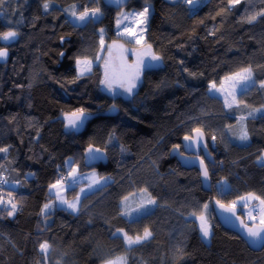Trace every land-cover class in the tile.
Instances as JSON below:
<instances>
[{
  "label": "trees",
  "instance_id": "obj_1",
  "mask_svg": "<svg viewBox=\"0 0 264 264\" xmlns=\"http://www.w3.org/2000/svg\"><path fill=\"white\" fill-rule=\"evenodd\" d=\"M145 1L154 4L150 53L161 59L145 69L131 94L104 89V81L113 86L117 74L112 59L108 70L95 64L83 75L75 64L97 60L101 30L110 42L117 38L121 8L104 0H48L47 10L45 0L0 5V34L18 33L10 42L0 39V48L10 49L9 61L0 64V149H7L0 151V173L8 180L0 202V264H105L120 258L125 264H264V247L253 250L223 227L212 205L214 198L233 205L249 193L264 200V16L246 20L264 10V0H196L195 7L184 0H131L125 8H142ZM97 8L98 20H70L73 11ZM246 68L257 84L231 108L209 93L211 83ZM81 108L91 117L81 130H69L65 114ZM196 130L205 132L216 161H206L209 191L196 168H183L171 156ZM243 131L247 140L239 138ZM90 146L104 150L107 161L88 165L84 153ZM69 158L72 168L97 169L107 181L83 196L79 212L58 208L44 215L49 188L59 174L68 175ZM222 179L229 190H221ZM76 191L71 188L70 195ZM150 199L156 203L145 213L122 214ZM201 213L212 228L210 243L200 233ZM241 214L245 218L242 208ZM145 228L152 235L131 246L117 233L123 229L134 238Z\"/></svg>",
  "mask_w": 264,
  "mask_h": 264
},
{
  "label": "rangeland",
  "instance_id": "obj_2",
  "mask_svg": "<svg viewBox=\"0 0 264 264\" xmlns=\"http://www.w3.org/2000/svg\"><path fill=\"white\" fill-rule=\"evenodd\" d=\"M189 5L191 7H195L196 5H198V2L196 1ZM146 7L148 8L147 20L145 23L142 24L140 23L142 17H140L137 14L143 12ZM153 8H154V4L152 1H145L142 8H136V7L121 8L118 11V16L115 24V32L117 34V38L114 39L112 42H110L105 38V31L101 30L102 49L99 53L97 60L94 62L89 59H77L81 61V64L79 65H77V62L75 63L78 69V73L81 74L82 69H83V74L90 73L94 69L95 64H100L103 67L104 71L108 70L110 68L109 59L110 60L112 59L116 64L117 74L113 75V86L111 85V88H109V86H106V83H104V89L106 91H110L115 94H123L125 93V89L119 88V86L127 85L129 82L133 80V77H135L136 74L139 73V79L135 80L136 87L133 90L137 89L140 83L142 82L145 69L150 67L155 61L152 59V55L150 53V46L147 42V31L149 28L150 18L153 12ZM76 14L79 15L80 13H76ZM100 17L101 14L98 13L96 17L91 19L98 20ZM91 19H87L83 22H79L75 19V17H73V15L70 17L71 22L77 25H84L87 22H89ZM129 31H131L134 34L130 35ZM12 40L13 39L10 40L2 39V42L7 43ZM240 72H242V70L230 74L226 77H234V74ZM226 77L222 79L220 84L214 83L216 85L215 89H210V85L213 83L209 85V93L213 96L223 99L226 106L229 103L235 105L240 93L257 84L253 71H252V80L248 81L247 83L245 82L237 83L234 78L225 79ZM233 96L235 97V103H233ZM65 116L67 119L72 118V115L69 114H65ZM90 117L91 114H88L87 119H85L84 122L80 124L78 128L68 127L69 121L67 120L66 127L69 130H76V131L81 130L84 127L86 121ZM262 156H264V154ZM259 162L262 163L264 162V160L259 159ZM66 167L69 173L75 170L74 176H70L69 182L66 184L60 183L55 188L51 187L52 185L57 184V182H55L50 186L49 192L51 196L48 198L45 205L48 204L51 205V207L48 209L44 208L43 211L44 215L49 214L58 208H66L74 213L79 212L83 196L95 190L96 185L101 186L104 184L103 182L100 181L102 175L97 169L80 172L77 167L72 168L73 166H72L71 158L66 160ZM0 177H1V173H0ZM93 180L98 181V183L93 184L92 183ZM89 185H91V187H89ZM218 185L222 187L221 188L222 191H227L230 188V184L225 179H222L218 183ZM9 187L17 188L18 183L9 182ZM71 188L72 189L75 188V191L77 190L72 196L70 195L69 192ZM57 194H59V196H62L64 200L67 201L68 203H75L76 209L73 210L71 208H68L67 203L62 204L60 200L57 198ZM257 197L258 196L252 193L245 194L239 199H237L233 204V205H239L242 208L247 222L252 223L258 221L259 223H261V220L264 219V204H261L262 199H260L259 197H258L259 199H256ZM138 208L139 207L137 208L130 207L128 210L130 214L126 216L129 218H135L145 213L148 210L149 205H147L146 207L140 210H137ZM256 212L260 213V216L257 218L255 217ZM249 214H251V216ZM197 221L199 226L200 221L198 218ZM208 224L210 226V235L207 238L203 237L200 231L201 236L206 243H210L212 236V228L209 222ZM124 233L126 232L124 231ZM124 233H119V234L124 236ZM113 261H115L116 264H125V261L121 258Z\"/></svg>",
  "mask_w": 264,
  "mask_h": 264
},
{
  "label": "water",
  "instance_id": "obj_3",
  "mask_svg": "<svg viewBox=\"0 0 264 264\" xmlns=\"http://www.w3.org/2000/svg\"><path fill=\"white\" fill-rule=\"evenodd\" d=\"M104 1L114 8L120 9L126 7L131 0H120L119 3H117L116 0ZM0 49L7 50V57L0 59V64H6L10 58V49L8 47H2ZM188 137L190 139L186 140L185 138H183L181 147L172 149L171 156L177 157L183 168H196L200 172V178L203 188L209 191L212 188V181L206 161L210 162L211 164H215L216 161L214 155L211 153L208 147L207 136L204 131L199 130L198 132L196 130L191 136ZM89 149L94 150L95 155L100 158H92L93 153L89 152ZM84 158L85 162L90 166H96L99 163H105L107 161L105 151L94 146H90L86 149ZM201 161H203V166L201 165ZM203 167H206L208 170L207 178L203 176ZM212 205L214 213L223 227L239 234L253 250H261L264 247V232H262L259 239H255L247 235L249 228H252L254 230L264 229V224L247 223L245 218L241 214V208L239 206L227 205L219 201L217 198L213 199ZM221 205H223V207H221Z\"/></svg>",
  "mask_w": 264,
  "mask_h": 264
},
{
  "label": "snow or ice",
  "instance_id": "obj_4",
  "mask_svg": "<svg viewBox=\"0 0 264 264\" xmlns=\"http://www.w3.org/2000/svg\"><path fill=\"white\" fill-rule=\"evenodd\" d=\"M4 2H5V0H0V5H3ZM116 2L119 3L120 0H116ZM194 2H196V0H184V3H187V4H192ZM228 3H229V5H235V4L241 3V0H228ZM49 6L50 5H49L48 0H45V2L43 3V8L45 10H47L49 8ZM99 12H100L99 8L93 9V10H91V12H89V10L86 9L84 12L80 13L79 15H77L76 12L73 11L72 15H73V17H75V19L77 21L83 22L87 19H91V18L96 17ZM147 13H148V8L146 7L143 12H140L137 14L140 17H142V19L140 20V23L143 24L146 22ZM257 16H264V10H261V12L256 13V14L248 15L246 17V20L248 23H252L253 21H255L257 19ZM118 23H119V21H118ZM129 34L133 35L134 33L129 31ZM17 35H18V33L14 30L8 31V32L0 34V39L10 40V39H14ZM7 54L8 53H7L6 49H0V59L6 58ZM152 59L153 60H160L161 58L159 56H152ZM76 62H77V65L81 64L80 60H77ZM85 63H87V62H85ZM81 74H83V69L81 70ZM233 78L236 80L237 83H239V82L247 83L248 81L252 80V70H251V68H246V69H243L242 72L234 74V77H226L225 79H233ZM138 79H139V73H137L136 76L133 77V80L131 82H129L127 85H122V87L125 88V91L127 93L131 94L133 92V89L136 87L135 80H138ZM104 83H108V82L104 81ZM108 86H109V88H111V84H109ZM261 87H264V81L261 82ZM215 88H216V85L214 83L210 85V89H215ZM233 103H235V97L234 96H233ZM227 106L229 108H231L232 104L229 103ZM254 111H260V110H254ZM87 115L88 114L86 113V111L83 108L78 109L77 112L72 113V118L69 119L68 127L78 128L79 125L82 124L85 119H87ZM249 115H252V113H249ZM240 119H241V121H243L245 119V117H241ZM197 131L199 132V130H197ZM239 138L241 140H247L248 139L247 132L243 131ZM185 139L187 140L190 138L185 137ZM213 139H215V137H213ZM176 147H178V146H176ZM0 151H7V149H0ZM95 151H98V150H95ZM89 152L93 153L92 158H100V157H97L95 155L94 150L89 149ZM260 159L264 160V156L260 157ZM201 165L203 166V161H201ZM74 172H75V170H73V172L69 173V176H74ZM203 176L205 178L208 177V170L206 167H203ZM60 183H61L60 181H57V184L52 185L51 187L55 188ZM92 183L95 184V183H98V181L93 180ZM89 187H91V185H89ZM82 191H83V189H82ZM57 198L60 200V202L62 204L67 203L68 208H71L73 210L76 209L75 203H68L67 201L64 200V198L62 196H59V194H57ZM127 199H128L127 197H124V201H127ZM256 199H259V198L257 197ZM155 203H156L155 200H152V199L147 200L145 203L141 204L137 210L143 209L147 205H153ZM261 204H264V200L261 201ZM50 207H51V205H48V204H46L44 206L45 209H48ZM207 207H208L207 205L204 206L205 209H207ZM221 207H223V205H221ZM12 210H13V212L16 210L15 204L12 205ZM122 214L129 215L130 213L127 210H125ZM9 215H12V212H10ZM193 215H195V214H193ZM249 215L251 216V214H249ZM198 219L200 221L199 229H200L203 237L207 238L210 235V226L208 224L207 218L205 217V215L203 213H201L199 215ZM261 224H264V219L261 220ZM262 232H264V229H255L254 230L252 228H249L247 235L249 237L259 239L261 237ZM117 233H124V230L118 229ZM117 233H113V235L115 236V235H117ZM151 235H152L151 232L147 228H145L143 236H136L133 238L131 236H128L127 233H124V239H125L126 243L129 246H131L133 244L141 243L143 240L149 238ZM48 247L49 246L47 245V243H42L40 245V248L42 251H46L48 249ZM107 264H116V262L115 261H108Z\"/></svg>",
  "mask_w": 264,
  "mask_h": 264
},
{
  "label": "built area",
  "instance_id": "obj_5",
  "mask_svg": "<svg viewBox=\"0 0 264 264\" xmlns=\"http://www.w3.org/2000/svg\"><path fill=\"white\" fill-rule=\"evenodd\" d=\"M57 181H60L62 184L68 183V175L66 173L59 174L57 177ZM7 186H8L7 174L2 173L0 177V193L1 194L5 193V189ZM259 216H260V213L256 212L255 217L257 218Z\"/></svg>",
  "mask_w": 264,
  "mask_h": 264
},
{
  "label": "crops",
  "instance_id": "obj_6",
  "mask_svg": "<svg viewBox=\"0 0 264 264\" xmlns=\"http://www.w3.org/2000/svg\"><path fill=\"white\" fill-rule=\"evenodd\" d=\"M68 176H69V173H68ZM69 177H70V176H69ZM100 181L104 183V182H106V181H107V178H106V177H102V176H101V179H100ZM96 188H97V185H96Z\"/></svg>",
  "mask_w": 264,
  "mask_h": 264
},
{
  "label": "bare ground",
  "instance_id": "obj_7",
  "mask_svg": "<svg viewBox=\"0 0 264 264\" xmlns=\"http://www.w3.org/2000/svg\"><path fill=\"white\" fill-rule=\"evenodd\" d=\"M4 198H5V193L4 194H1L0 193V202L2 201V200H4ZM241 208V207H240Z\"/></svg>",
  "mask_w": 264,
  "mask_h": 264
}]
</instances>
